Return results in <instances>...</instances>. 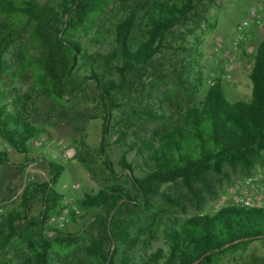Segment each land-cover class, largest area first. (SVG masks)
Listing matches in <instances>:
<instances>
[{
	"label": "trees",
	"instance_id": "1",
	"mask_svg": "<svg viewBox=\"0 0 264 264\" xmlns=\"http://www.w3.org/2000/svg\"><path fill=\"white\" fill-rule=\"evenodd\" d=\"M202 0H0V138L22 155L28 143L38 140L43 130L31 124L17 99L6 100L5 76L12 79L29 73L30 91L61 105L67 99L90 95L103 113L97 147L85 151L83 164L93 173L94 157L102 159L105 185L96 193H85L76 201H65L55 189L65 167L45 160L49 178L29 180L17 206L0 213V258L8 251L23 264H53L51 252L65 250L84 239L83 231L62 232L50 218L74 208L98 209L106 213L108 245L88 239L85 255L96 264H131L127 251L128 227L120 215L124 206L151 205L159 185L180 179L189 189L206 184L208 174H225L239 169L250 176L264 153V39L251 56L248 102L227 100L222 85L215 81L202 99L189 95L183 72L148 81L146 93L131 94L132 80L139 68L162 54L172 31L189 18ZM20 26V27H19ZM95 51H91V45ZM109 49V51H107ZM105 53H102L104 52ZM195 49L189 51L190 70L199 67ZM10 55L9 60L5 55ZM185 66V67H186ZM186 70V68H184ZM197 71V70H196ZM173 76L175 82L169 81ZM190 89L194 87L189 83ZM174 86V87H173ZM182 93L187 101L178 95ZM125 109L126 125L116 127L117 143L128 152L141 154L147 172L132 176L135 166L123 155L118 170L107 155L110 120ZM154 123L152 131L146 124ZM127 152H125L126 154ZM80 155V153H79ZM9 161L0 151V165L26 168ZM106 171V172H105ZM130 183L127 190L125 184ZM37 197L41 210L30 215L28 207ZM145 206V207H146ZM22 226H17L22 223ZM168 251L150 253L142 264H219L222 257L259 242L264 248V208L225 207L212 215H195L178 226H165ZM124 248L121 252V248ZM163 259L162 262L160 260Z\"/></svg>",
	"mask_w": 264,
	"mask_h": 264
},
{
	"label": "rangeland",
	"instance_id": "2",
	"mask_svg": "<svg viewBox=\"0 0 264 264\" xmlns=\"http://www.w3.org/2000/svg\"><path fill=\"white\" fill-rule=\"evenodd\" d=\"M47 2L49 0H38ZM202 5L189 15V18L178 25L168 36L162 54L155 55L152 60L139 68L136 75L130 76L133 95L137 91L146 93L149 89L148 81L159 76L172 75L174 70L183 72V79H187L185 87L189 88V95L202 99L210 85L218 81L230 102L251 99L252 84L249 71L252 65L251 56L255 53L260 41L264 39V22L260 26L247 28L242 33L235 31V26L247 15L252 7H257L259 13H264V0H202ZM255 7V8H256ZM20 27V26H19ZM236 42L237 45H233ZM95 44L91 51H95ZM108 48L107 51H109ZM195 49L194 59L199 67L191 68L185 64L191 60L189 51ZM102 53H105L102 52ZM10 55L6 54L8 61ZM232 60L229 69L223 65ZM186 66V67H185ZM186 68V70L184 69ZM197 70V71H196ZM169 81L174 83L173 76ZM211 82L208 83L207 81ZM193 85L190 89L189 83ZM32 77L29 73L18 75L12 79L5 76L2 88L6 91V100L17 99V104L23 110L25 117L34 126L42 129L41 145L36 140L28 143L27 155L17 153L0 138V151L7 154L13 164L22 163L25 158L32 160L23 170L8 165H0V213L14 209L20 200L24 186L29 180L43 182L49 178L45 160L55 161L63 165L65 171L54 185L55 189L64 196L65 201H76L83 198L85 193H96L105 185L102 159L94 157L91 163V172L86 163L87 148L99 145L103 127V113L91 100L90 95L80 96L77 99H67L61 105H55L52 100L38 96L29 89ZM174 87V86H173ZM183 100L187 97L178 92ZM128 115L124 108L115 112L110 120V134L108 138L107 155L118 170L117 163L123 155L135 166L131 175L143 177L147 172L141 154L137 151L128 152L126 147L116 140V126L119 123L126 125ZM154 123L146 124L145 129L152 131ZM125 152H127L125 154ZM80 153V155H79ZM106 172V171H105ZM264 176V153L260 163L248 176L239 169L225 168V174L209 173L206 184L194 183L192 190L180 179L175 183L159 185L158 193L150 197L151 205L139 206L129 204L120 212L123 225L128 227L127 251L131 264H142L139 257H146L155 251H168V242L165 226H178L185 219L208 214L236 206L239 199L251 198L254 204L264 208V181L256 180L250 187L245 182L251 177ZM127 190L130 183L125 184ZM41 210V201L35 197L28 213L37 215ZM75 216L52 226L62 232L78 233L83 231L84 239L68 249H54L51 252L53 264H96L85 255L88 239H100L108 245L106 234V213L103 210H74ZM19 223L17 226L21 227ZM124 248L122 247L120 252ZM124 251V250H123ZM19 252L8 251L0 264H23L15 258ZM118 253L115 263L120 260ZM163 259L160 260L162 262ZM219 264H264V248L259 242L249 244L244 250H237L220 260Z\"/></svg>",
	"mask_w": 264,
	"mask_h": 264
},
{
	"label": "built area",
	"instance_id": "3",
	"mask_svg": "<svg viewBox=\"0 0 264 264\" xmlns=\"http://www.w3.org/2000/svg\"><path fill=\"white\" fill-rule=\"evenodd\" d=\"M255 7H252L248 11L247 15L242 19V21L239 22L238 24H236L235 31L237 33L240 34L243 31H245L247 28H250V27H253V26H260L261 20H262V22H264V13L261 15L259 13V9L257 7L255 8ZM233 45H237V43L234 42ZM231 62H232L231 59H229L228 61L225 62V64L223 65L225 70L229 69V66H230ZM207 82L210 83L211 81L208 80ZM36 144L37 145H41L42 144L41 143V139L36 140ZM259 179L264 181V176L263 175H258L257 177L251 176V177H249L246 180L245 183L248 186L251 187L253 185V183L256 180H259ZM236 204L238 206L248 207V208H250V207H256V208L259 207L258 205L254 204V202L252 201L251 198L239 199V200L236 201ZM74 210H76V209L74 208ZM67 217H68V215H67V212L65 211L62 214L58 215V216L57 215L52 216L50 218V222L53 223V224H57V223H60V222L62 223V222H64L67 219Z\"/></svg>",
	"mask_w": 264,
	"mask_h": 264
}]
</instances>
